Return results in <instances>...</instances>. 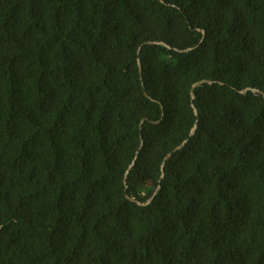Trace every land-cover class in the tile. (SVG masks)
<instances>
[{"label":"trees","instance_id":"obj_1","mask_svg":"<svg viewBox=\"0 0 264 264\" xmlns=\"http://www.w3.org/2000/svg\"><path fill=\"white\" fill-rule=\"evenodd\" d=\"M247 87L264 0H0V264H264Z\"/></svg>","mask_w":264,"mask_h":264},{"label":"water","instance_id":"obj_2","mask_svg":"<svg viewBox=\"0 0 264 264\" xmlns=\"http://www.w3.org/2000/svg\"><path fill=\"white\" fill-rule=\"evenodd\" d=\"M162 2H163V1H162ZM202 32L204 33V30H202ZM146 43H149V44H161V45H164V46H167V47L171 48V46L168 45V44H167L166 42H164V41H151V40H150V41H147ZM191 49H192V48H186V49H182V50H180V51H189V50H191ZM176 50H178V49H176ZM138 64H139V70H140V77L142 78V64H141L140 60H138ZM203 83H209V84H211V83H213V81H212V80H209V79H202V80H200V81L195 82V83L193 84V86H192V92H191L192 99H194L193 89H194L195 87H197V86L203 84ZM242 91H243V92L252 91V92H255V93H260V94H262V95L264 96V92H263L262 90H260V89H257V88L247 87V88H245V89L242 90ZM192 106H193V108H194L195 113L197 114V109H196V107H195L194 105H192ZM141 126H142V124H141ZM195 129H196V126H194V127L191 129L190 135H193V134L195 133ZM186 142H187V140H184L181 144H179L178 146H176V148H175L173 151H176V150H179L180 148H182V147L185 145ZM142 145H143V139H141L140 148L142 147ZM138 151H139V150H138ZM137 153H138V152H136V156H137ZM171 155H172V152H169V153L165 156V158H164V161H163V163H162V165H161V171H162L161 177L164 176L163 171H164L165 160L168 159ZM135 158H136V157H135ZM134 161H135V159H134L133 162L130 164L129 168H128L127 171H126V174L129 172L130 168L133 166ZM159 188H160V186H158V187L156 188L154 194H153L150 198H148L145 202H141V201H137V202H138L139 204H142V205H147V204H149V203L152 202V200L154 199V196H155V194L157 193V191H158ZM126 196H127L130 200H132V201H136V199H135L134 197H131L130 195H126Z\"/></svg>","mask_w":264,"mask_h":264}]
</instances>
